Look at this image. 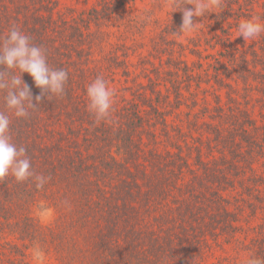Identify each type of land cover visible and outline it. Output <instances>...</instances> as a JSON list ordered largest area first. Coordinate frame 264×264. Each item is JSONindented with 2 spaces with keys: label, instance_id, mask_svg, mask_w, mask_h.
<instances>
[{
  "label": "trees",
  "instance_id": "1",
  "mask_svg": "<svg viewBox=\"0 0 264 264\" xmlns=\"http://www.w3.org/2000/svg\"><path fill=\"white\" fill-rule=\"evenodd\" d=\"M133 1L98 0L81 12H62L60 0H0V39L16 25L46 50L50 67L69 74L62 96L45 94L27 118L11 117L12 142L25 147L34 172L50 180L42 190L31 179L17 182L9 175L0 180V264H33L32 250L47 257V264H207L218 237L227 242L241 228L224 193L253 181L236 209L247 201L255 209L262 204L263 178L250 180L246 174L264 149L262 127L250 110L251 78L264 87V34L258 48L245 50L229 29L253 16L264 22V0H222L215 13L193 17L204 28L219 27L221 35L212 38L226 49L209 63L215 66L213 74L206 73L208 80L234 91L231 82H241L248 92L242 96L245 104L229 95L236 107H213L210 119L227 124L208 139L216 144L212 148L222 146L220 159L213 154L208 161L197 144L191 146L196 156L185 154L182 120L176 124L172 117L183 114L185 74L195 79L190 64L195 62L185 55L201 57V41L212 39L204 33L189 38L200 43L191 49L179 40L184 34H173L182 22L178 10L185 6L178 0L170 24L151 42L158 56L139 58L136 44L118 37L102 54L116 28L113 22L125 21ZM164 55L171 70L155 66L156 61L162 65ZM97 76L116 86L107 121H96L88 110L86 86ZM23 80L33 97L41 93L28 73ZM119 89L125 93L119 95ZM0 111L8 112L3 91ZM37 210L52 211L54 222L41 223ZM261 229L262 236L249 245L252 256L264 257Z\"/></svg>",
  "mask_w": 264,
  "mask_h": 264
},
{
  "label": "rangeland",
  "instance_id": "2",
  "mask_svg": "<svg viewBox=\"0 0 264 264\" xmlns=\"http://www.w3.org/2000/svg\"><path fill=\"white\" fill-rule=\"evenodd\" d=\"M98 0H60L59 9L63 12L64 10L73 9L74 11L81 12L83 10L92 8L95 6ZM178 0H134L133 3L127 5V14L125 18V23L122 21H114V25L116 28L111 29V35L109 37L108 42L110 43L103 51L102 54H107L111 45L117 42V37L120 39H124L125 42L130 44H136V51L139 58H142L145 55H156L152 41L159 37V34L163 28H165L168 24H170V20L172 19V13L175 11V5ZM184 1V0H182ZM186 2V0H185ZM184 6V5H183ZM192 6V5H187ZM258 11H262V8L257 9ZM198 22L197 20H194ZM120 28H117L119 27ZM228 28V26H226ZM119 31V33L117 32ZM229 32L233 34V41L238 47H242L245 50L248 47L258 48L259 39L263 35L255 40H248L247 42L243 39V37H238V27L232 26L229 29ZM205 37H208L211 42L206 44L205 39L201 41L202 47H200V51H202V56L195 55H185L191 62L192 66V74H194L193 80H188L185 74V81L182 83V87L185 86L183 93L185 94L184 105L182 107L183 114H180L177 118L172 117V119L176 122V124H180V120H182V128L185 131V144L182 143V146L185 148V154H194L196 156V151L191 148L194 144L195 146L202 147V152L204 154V158L208 161V156L215 155L216 158L220 159L221 157V149L222 146H215L212 148L211 143H214L209 138H215L217 135V131L221 130L227 123H223L221 119H210V116L214 115L213 107H218L222 105L225 108V111H228L229 106H237L236 100L232 101L230 99L231 96L238 97V101L242 104H245L242 96L248 94L246 90L243 89V85L239 82V85L231 82L234 91L232 88L219 87L214 80H208L206 75L207 72L210 74L214 73V64L209 66V63H213L214 55L219 57V51H225L224 46L216 45L218 42L217 39H213L216 33L221 35V30L217 26H212L211 28H204L201 24L197 25V30L192 33H185L179 40L182 41L185 45H190L191 49L195 48V46L200 43L195 40L190 43L189 38H195L198 34H203ZM174 38H171V40ZM196 39V38H195ZM212 46H215L212 48ZM172 47V46H170ZM208 55H213V57H209L207 59L203 58ZM139 58L135 59V62L139 60ZM203 58V59H201ZM220 58V57H219ZM250 58V57H249ZM162 65H160L159 61H156L155 66L160 68V70H171L172 67L166 64V60L168 59L167 55L163 56ZM225 62L227 58L223 59ZM175 62L173 61L172 64ZM190 66V67H191ZM137 70V75L141 77L140 81L145 82L143 78L144 74L140 71V69L135 68ZM186 73V70H185ZM258 79L257 77H254ZM166 79V78H165ZM170 80V79H168ZM252 86V96L253 100L250 103L251 117L254 119L256 125L262 127L260 130L261 137L264 140V87L260 86L259 89L258 81L256 79L251 78ZM185 82V83H184ZM168 88L172 86V84H167ZM114 85L112 88L114 89ZM117 92L119 95H123L125 92L119 89ZM163 90L165 88L163 87ZM261 90V91H260ZM259 91L261 93H259ZM250 93V92H249ZM235 94V95H233ZM231 95V96H229ZM130 97V94H128ZM196 104H195V103ZM209 107L210 109H204ZM227 109V110H226ZM188 112H191L190 115ZM214 118V117H213ZM217 130V131H215ZM226 134V132H223ZM220 133L218 132V136ZM182 140V139H181ZM194 140V141H193ZM199 142V143H196ZM214 145H216L214 143ZM194 146V147H195ZM254 179V178H263L261 183V192L260 197L262 204L259 205V208L256 209L249 206V203H241V210H237V205L239 201L237 199L241 198V194L243 191L245 192V186H251L253 181L244 180L243 187H237L236 190H229L225 192V196L234 204L236 207H232L236 213V218L239 220L238 225L241 226L238 229V233L236 237L233 239H227V242L224 237H218L220 239V243H217L210 246L209 250L212 253L211 257L208 258L207 264H246V261L249 257H252V250L250 243L262 236L261 227L264 226V149L262 150L261 155L253 161V170L248 171L246 174V178ZM243 179V178H242ZM238 195L240 197H238ZM249 195H245V199H248ZM36 217L41 221V223L45 225L52 224L55 220V214L50 210H37L35 213ZM217 245V246H216ZM34 253L32 255V263L33 264H47L48 258L38 253L39 251L32 250Z\"/></svg>",
  "mask_w": 264,
  "mask_h": 264
},
{
  "label": "clouds",
  "instance_id": "3",
  "mask_svg": "<svg viewBox=\"0 0 264 264\" xmlns=\"http://www.w3.org/2000/svg\"><path fill=\"white\" fill-rule=\"evenodd\" d=\"M192 5L188 8L187 5ZM222 8V0H186L182 11V22L178 32L173 34L192 33L197 30L193 17H205L215 13L214 9ZM238 37L255 40L264 34V22L260 16L245 18L238 23ZM0 91L4 92V105L8 110L0 111V180L11 175L17 182L31 179L38 190H42L50 180L43 174L34 172L27 149L17 147L10 135L11 117L27 118L30 110L38 108L45 94L48 99L62 96L68 81V72L55 69L47 62L46 50L32 43L29 35L16 25L11 26L8 34L0 39ZM28 73L41 93L33 97L31 88L24 82L23 74ZM88 110L96 121H107L111 118L115 90L109 86L103 76H97L86 86ZM35 100V103H34ZM10 113V114H9ZM246 264H264V257L252 256Z\"/></svg>",
  "mask_w": 264,
  "mask_h": 264
}]
</instances>
